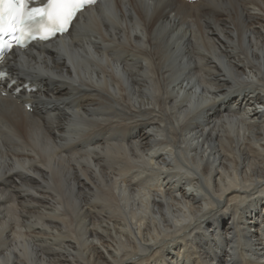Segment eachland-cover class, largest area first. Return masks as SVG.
<instances>
[{
    "label": "bare ground",
    "instance_id": "obj_1",
    "mask_svg": "<svg viewBox=\"0 0 264 264\" xmlns=\"http://www.w3.org/2000/svg\"><path fill=\"white\" fill-rule=\"evenodd\" d=\"M5 68L0 264H264V0H105Z\"/></svg>",
    "mask_w": 264,
    "mask_h": 264
},
{
    "label": "snow or ice",
    "instance_id": "obj_2",
    "mask_svg": "<svg viewBox=\"0 0 264 264\" xmlns=\"http://www.w3.org/2000/svg\"><path fill=\"white\" fill-rule=\"evenodd\" d=\"M29 2L0 0V51L25 48L30 41L47 42L64 34L77 14L97 0H48L44 7L31 8ZM5 36L11 39L6 41Z\"/></svg>",
    "mask_w": 264,
    "mask_h": 264
},
{
    "label": "rangeland",
    "instance_id": "obj_3",
    "mask_svg": "<svg viewBox=\"0 0 264 264\" xmlns=\"http://www.w3.org/2000/svg\"><path fill=\"white\" fill-rule=\"evenodd\" d=\"M117 231H115L114 229L112 230V235H116Z\"/></svg>",
    "mask_w": 264,
    "mask_h": 264
}]
</instances>
